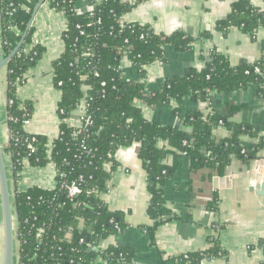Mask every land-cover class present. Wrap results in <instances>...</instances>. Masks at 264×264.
<instances>
[{"label": "trees", "instance_id": "obj_1", "mask_svg": "<svg viewBox=\"0 0 264 264\" xmlns=\"http://www.w3.org/2000/svg\"><path fill=\"white\" fill-rule=\"evenodd\" d=\"M30 1L0 0L3 57L11 53L27 28L33 11ZM48 1L67 18L62 34L64 51L52 63L53 82L61 91L57 111L63 121L58 136L52 140L24 129L25 122L33 114V106L29 101L21 102L16 90L24 82L26 71L36 64L43 52L41 46L32 44L34 29L31 26L23 45L5 68L6 126L10 138L3 146V152L13 163L14 185L20 177L17 171L23 168L16 159L23 157H27L28 164L33 167L53 164L57 182L61 173L68 181L79 177L83 181L80 193L72 200L57 187L31 186L23 191L14 188L13 206L21 234L19 259L24 264H53L56 261L70 264L71 258L80 256L82 264H90L101 256L132 264L134 253L130 249L110 247L95 253L87 250L85 245H78L79 239L99 243L117 234L124 226L121 214L108 210L100 197L108 190V182L118 167L115 153L134 142L140 144L139 156L150 193L147 214L153 221L147 229L153 236L161 223L174 218L165 206L162 190L173 174V169L163 163L170 150L186 152L191 168L199 170L221 168L231 156L250 160L264 149V135L255 134L245 124L231 123L213 111L182 114L178 107L182 98L189 93L199 97L208 92L229 93L253 83L259 87L258 93L264 100V60L232 68L223 55L212 50L203 69H189L183 76L165 80L160 90L146 91L143 83L124 79L121 59L132 60L143 78L142 66L163 60L165 45L187 50L192 48L194 38L181 32L165 36L154 33L147 26L131 24L129 27L130 24L120 23L121 16L132 7L125 0H89L92 9L84 12L77 11L78 0ZM11 7L17 9L14 18L8 15ZM12 26H16L17 35ZM231 27L255 35L259 28H264V9L255 7L249 0L234 2L227 18L216 24V29L224 32ZM200 36L209 37L210 33L204 31ZM83 101L85 114L79 117L80 124L76 126L65 121ZM137 101L149 106L175 101L174 112L179 123L163 126L148 121ZM86 116L90 119L85 126ZM218 125L226 128L230 133L228 137L221 140L213 137V128ZM242 137L254 142L245 144ZM160 141L168 148L159 147ZM77 202L79 205H75ZM39 227L43 232L37 235ZM74 246L80 250L78 255L71 251ZM220 256L222 250L214 245L209 250L188 254L186 262L200 264L202 260Z\"/></svg>", "mask_w": 264, "mask_h": 264}, {"label": "crops", "instance_id": "obj_2", "mask_svg": "<svg viewBox=\"0 0 264 264\" xmlns=\"http://www.w3.org/2000/svg\"><path fill=\"white\" fill-rule=\"evenodd\" d=\"M101 1V0H96ZM131 9L120 18V23L147 26L154 33L170 36L181 32L195 40L191 49L179 50L172 44L164 46V58L144 66L141 79L136 65L123 57L120 68L126 81L143 83L146 91H158L163 82L183 76L189 69L201 70L212 50L223 55L230 67L252 64L264 60V28L251 36L241 29L231 27L227 32L216 29L218 21L227 18L231 6L238 0H125ZM264 9L263 0H249ZM37 0H31L32 9ZM89 0H78L77 11L84 12ZM67 26L66 15L43 2L37 11L32 27V42L43 48L36 64L30 67L16 93L21 102L29 101L33 114L24 129L31 134L44 135L50 140L59 134L61 119L58 102L61 91L53 82L52 63L64 51L62 34ZM208 31L209 37L200 36ZM6 71L0 73V128L3 146L8 142L6 126ZM256 84L229 93L208 92L199 97L191 93L182 98L178 106L185 114L216 112L225 120L245 124L251 131L264 135V100ZM143 116L150 122L175 126L179 119L174 112L175 101L149 106L137 101ZM237 110L233 111L232 108ZM84 111L73 110L68 123L78 124ZM222 125L213 128L216 140L229 136ZM249 144L254 140L242 137ZM159 147L166 146L158 142ZM140 144L121 147L115 153L118 164L109 182L108 191L100 197L108 210L121 214L123 228L100 242L102 250L110 247L130 249L134 253L132 264H188L184 254L206 251L218 245L222 256L205 259L201 264H264V196L254 189L264 181L258 173L264 149L256 158L247 160L231 156L221 168L204 167L193 170L186 155L169 151L163 163L173 169V174L163 187L166 208L174 218L161 223L153 236L148 227L153 221L147 214L150 193L147 190L146 172L139 156ZM56 169L53 164L33 167L28 163L20 172L18 182L10 186L25 190L31 186L45 189L55 187ZM90 264H126L97 256Z\"/></svg>", "mask_w": 264, "mask_h": 264}, {"label": "water", "instance_id": "obj_3", "mask_svg": "<svg viewBox=\"0 0 264 264\" xmlns=\"http://www.w3.org/2000/svg\"><path fill=\"white\" fill-rule=\"evenodd\" d=\"M44 0H38L33 8L31 18L27 25L26 30L21 35L18 43L9 55L3 57L0 46V73L5 70L7 63L17 53L24 43L25 36L28 29L32 26L33 19L39 10ZM8 173V164L3 152V145L0 143V206H1V219L3 228V258L2 264H15V244H16V231L17 220L16 212L13 206V195L10 189ZM254 189L260 195L264 196V181L256 184Z\"/></svg>", "mask_w": 264, "mask_h": 264}, {"label": "built area", "instance_id": "obj_4", "mask_svg": "<svg viewBox=\"0 0 264 264\" xmlns=\"http://www.w3.org/2000/svg\"><path fill=\"white\" fill-rule=\"evenodd\" d=\"M44 2H48L49 3V1L48 0H44ZM49 5H50V3H49ZM10 6H12V5H10ZM12 8V7H11ZM90 9H92L91 8V6L89 5L88 7H87V10H90ZM17 14V9H11V11H9L8 12V15H9V17H11V18H14L15 17V15ZM131 26V24L129 25V27ZM11 29H12V31H14V33H15V35H17L18 34V30L16 29V26H12L11 27ZM32 44H33V42H32ZM130 60V59H129ZM133 64H134V62L132 61V60H130ZM135 65V64H134ZM137 66V65H136ZM144 66H146V65H143L142 67H143V69H144ZM138 68V67H137ZM121 69V68H120ZM139 71V70H138ZM256 71L258 72V73H261L260 72V70L259 69H256ZM142 79V78H141ZM60 84V83H59ZM103 84V83H102ZM83 111H84V113H83V115H80V117L82 116H84V114H85V105H84V101L81 103V105L79 106ZM78 107V108H79ZM89 119H90V117L89 116H86L85 117V122H84V124H85V126L89 123ZM6 120H7V116H6ZM63 120H61V122H62ZM65 121H67V122H69V119L68 120H65ZM27 122V121H26ZM25 122V123H26ZM80 124V120H78V124L77 123H75V125L77 126V125H79ZM9 135H8V140H9ZM186 142L184 141V144H185ZM31 150H33V149H31ZM182 154L183 155H186V152H182ZM7 160V164H8V173H9V180L11 181V184L12 183H14V180H13V178H12V170H13V163H12V161H10L9 159H6ZM16 162H17V164H19V165H21V166H23V168H24V166H25V164L26 163H28V158L27 157H23V158H21V159H16ZM259 167H258V173L259 174H262V169H263V164H264V159H260V161H259ZM22 168V169H23ZM22 170H19V171H17V174L20 176V172H21ZM57 171V170H56ZM57 173V172H56ZM60 177H61V179H60V181L59 182H57V180L55 179V187L54 188H58L59 190H61V191H64L65 193H66V197L68 198V199H74V198H76V196L80 193V191H81V187H80V185H81V183H82V177H79L78 179H74V180H72V181H68V180H66V179H64V178H62L63 177V173H61L60 174ZM55 178H56V175H55ZM17 182H18V180H17ZM16 182V183H17ZM18 190V189H17ZM18 191H22V190H18ZM108 191V190H107ZM11 193H12V195H13V197H14V188H12L11 187ZM75 205H79V203L77 202V203H75ZM15 209V208H14ZM16 220H17V215H16ZM17 231H16V244H15V255H16V258H15V264H24V263H21L20 262V259H19V255H18V241H19V237L21 236V234L18 232V230H19V223H18V220H17ZM38 231L39 232H37V235H39L41 232H43V228L42 227H39V229H38ZM67 237L69 238V235H67ZM78 245H85V247H86V249L87 250H89V251H92V252H95V253H98L99 251H101L102 249V246H101V244H100V242L99 243H94V242H85V240H83V239H79L78 240ZM71 251H72V253H74V254H76V255H78L79 253H80V250H79V248L77 247V246H74V247H72V249H71ZM99 257V256H98ZM188 258V254H184L183 256H182V260H184V261H186V259ZM203 261V260H202ZM202 261L200 262V264L202 263ZM69 263L70 264H82V259H81V257L80 256H78L77 258H71L70 260H69ZM53 264H61L59 261H56V262H54Z\"/></svg>", "mask_w": 264, "mask_h": 264}, {"label": "rangeland", "instance_id": "obj_5", "mask_svg": "<svg viewBox=\"0 0 264 264\" xmlns=\"http://www.w3.org/2000/svg\"><path fill=\"white\" fill-rule=\"evenodd\" d=\"M0 142H3V134H2L1 128H0ZM10 189H11V186H10ZM2 258H3V228H2L1 206H0V264H2Z\"/></svg>", "mask_w": 264, "mask_h": 264}]
</instances>
